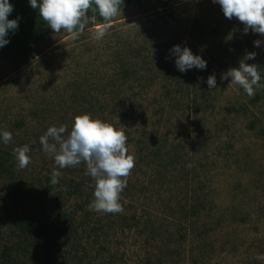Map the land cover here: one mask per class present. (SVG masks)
<instances>
[{"label":"rangeland","instance_id":"obj_1","mask_svg":"<svg viewBox=\"0 0 264 264\" xmlns=\"http://www.w3.org/2000/svg\"><path fill=\"white\" fill-rule=\"evenodd\" d=\"M98 24L76 40L51 35L26 66L0 60V130L13 137L7 145L0 138L13 166L12 182L0 178V261L3 250L19 246L11 264H264L256 259L264 255V88L249 97L222 79L254 52L245 62L258 66L264 83V35L245 33L213 0H142L122 8L101 40L92 36ZM176 45L199 55L206 69L180 78L170 54ZM85 113L124 131L135 157L124 211L97 214L110 228L104 223L96 241L81 228L93 210L76 209L94 191L86 165L60 169L39 142L50 126L70 131ZM26 144L31 163L19 169L13 149ZM54 168L61 172L56 185ZM69 182L82 183L80 194L62 201ZM17 187L22 195L13 201ZM62 214L75 219L68 224L77 236L58 245L25 252L10 236L23 215L49 225ZM147 222L157 236L143 228Z\"/></svg>","mask_w":264,"mask_h":264},{"label":"clouds","instance_id":"obj_2","mask_svg":"<svg viewBox=\"0 0 264 264\" xmlns=\"http://www.w3.org/2000/svg\"><path fill=\"white\" fill-rule=\"evenodd\" d=\"M33 9L39 10V15L54 33L65 32L76 40L89 23H96V15L103 23L96 26L93 38L103 39L112 26L115 18L122 15L120 7L122 0H29ZM219 4L227 19L236 18L244 25V32L264 35V0H213ZM9 0H0V48L9 43L5 38L9 31L18 28L17 19L9 20L13 12ZM93 15L90 17L88 13ZM259 47L260 40L254 42ZM175 57V66L180 72L192 68L206 69L207 63L199 55H194L188 47L179 45L170 49ZM256 53H247L239 61L238 68H231L222 79L231 78L230 85H237L249 96L255 95V90L264 88L258 66L249 65L245 61L255 59ZM208 88L216 87L215 75H210L206 81ZM0 138L5 145L12 141V133L0 130ZM128 137L124 131L100 119H93L91 114H80L73 118L71 129L67 125L50 126L39 138L42 149L54 159L60 168L78 167L86 165L85 175L94 181L93 200L89 209L104 214H120L124 211L120 203L121 194L128 184V177L135 167V157L129 154ZM31 149L26 144L13 149L17 166L25 169L31 163L29 155ZM61 172L55 168L51 173V183L59 182ZM256 259L264 260V255L257 254Z\"/></svg>","mask_w":264,"mask_h":264},{"label":"trees","instance_id":"obj_3","mask_svg":"<svg viewBox=\"0 0 264 264\" xmlns=\"http://www.w3.org/2000/svg\"><path fill=\"white\" fill-rule=\"evenodd\" d=\"M141 1L142 0H122L120 7H135L138 6ZM38 2H41V0H38ZM9 3L13 6L14 10L8 16V19L13 20L17 19V17L20 19L18 20V28L15 31H9L8 35L5 37L9 43L0 48V60L10 59L13 60L18 67H22L28 65L37 57V45L56 33L47 27V24L39 15V10L33 9L30 6L29 0H9ZM88 15L91 17L93 13L89 12ZM96 22L99 24L103 23L102 18H100L98 14L96 15ZM257 36L258 34L250 36L246 43L250 44ZM184 75V72L179 71V76H181L180 78ZM139 118L140 116L137 117V119ZM253 127L254 125L250 126V128ZM12 168L13 166L9 163L6 154L0 152V178H7L10 182H12ZM65 186V191L63 193L62 191H59L58 195L62 201L79 195L82 183L69 182L66 183ZM93 193L94 191L86 196L85 201L81 205L77 204L76 209L83 211L85 206H89L94 198ZM21 195L22 190L18 187L11 192L13 201H18ZM63 195H66V197ZM97 214L98 212L93 211L92 214L84 213L81 217V228L84 230L83 232L86 234V238L92 239L93 241L99 239L100 234L104 232L105 225L107 224L103 221L105 218L99 220L97 217L99 215ZM93 215L96 216L94 219H92ZM67 218V215L62 214L58 221H52L49 225H39V223L33 221V218L30 219L23 215L14 225V230L11 231L10 236L18 238L19 244L25 245V252H27L29 248L34 247V245H42V249L44 250L48 246L58 245V242L62 241L65 235H67V239H71V237H73L72 235H76V232L74 231L76 227L69 226L68 224V221L71 220V222H74L75 219ZM104 223L106 224L104 225ZM147 223L143 225V228L152 232V235L149 236H157L156 231L151 228L152 224L150 225L149 222ZM124 225L129 229H132L134 226H137V222L135 221L133 224L126 223V221H124ZM107 227L110 228V224H107ZM58 236L59 240L55 241L54 238H57ZM76 236L72 239L76 240ZM19 251V246L15 249L10 248L3 250L0 264H11L13 262V259L11 258L12 252L18 253ZM42 264H50V261L46 260V262Z\"/></svg>","mask_w":264,"mask_h":264}]
</instances>
